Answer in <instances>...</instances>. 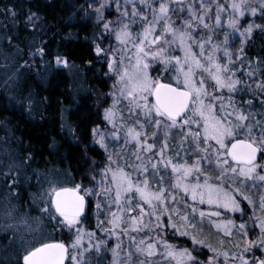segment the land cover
I'll list each match as a JSON object with an SVG mask.
<instances>
[{
  "label": "snow or ice",
  "instance_id": "1",
  "mask_svg": "<svg viewBox=\"0 0 264 264\" xmlns=\"http://www.w3.org/2000/svg\"><path fill=\"white\" fill-rule=\"evenodd\" d=\"M107 7V0H100L94 8L98 21H104ZM116 7L119 12L116 27H112V21L103 22L104 30L114 32L120 45L110 49L108 56V69L116 80L112 106L104 110L103 118L112 126V139L119 141L123 132L125 146H134L130 154L133 159L130 162L121 152L109 153L108 163L98 173L99 191L95 185L86 188L81 183L70 187L50 183L42 197L46 195L45 203L50 201L51 207L45 206L41 212L50 217L53 231L59 229L62 237L71 238L70 242L29 226L35 234L31 239L21 237L26 247L18 259H22V264H93V252L99 256L110 251V264H221V258L222 264H264V192L259 196L257 215L256 201L244 190L248 181L254 187L264 184V164L260 163L264 160V118L255 119V113L247 110L253 106L251 99L243 103L236 99L237 93L241 99L245 92L254 96L264 94V80L257 81L255 87L243 84L235 65L242 62L244 48L241 46L234 57L227 47V33L223 49L212 44L211 35L207 39H197L195 35L200 29L211 33L224 26L222 14L227 12L226 26L239 32L243 45L254 28L264 31V26L249 23L241 30V18L246 13L255 16L259 12L264 16V0H227L225 4L218 0H139L138 3L124 0L121 4L116 0ZM213 7L215 17L211 24ZM33 17L39 19L33 13L29 21ZM136 25L139 29L134 31ZM209 44L210 50L206 49ZM194 48H199V52ZM177 50L180 55L175 54ZM221 50L223 60L217 56ZM37 52L44 54L42 48ZM95 52L100 55L105 49L97 45ZM56 63L68 66L67 60L59 57ZM153 65L163 66V79L151 75L155 70ZM169 72L171 77L166 75ZM246 75L251 78L255 72ZM122 101L126 102L129 119H135L131 125L125 122L118 127L117 106ZM260 104L264 105V98ZM120 120H124L122 115ZM93 135L95 143L107 152L108 134L93 129ZM172 139L178 143L175 156L169 155L173 150L169 143ZM204 162L210 168L214 165L215 175L203 167ZM92 180L95 181V176ZM93 195L104 196L107 203L104 220L99 218L102 205L99 200L96 209L98 227L117 241L110 249L108 241L82 227L88 219L91 202L88 198ZM243 201L254 210L249 217L254 221L251 229L247 222L236 225L233 219L221 218L220 209L225 213L239 212L243 218ZM181 203L191 211L181 214L178 206ZM205 204L216 210L205 212L196 206ZM15 210L9 209L7 214L11 216ZM197 215L201 225L207 219L225 237L232 238L235 232L234 247L238 252L230 255L223 250L224 240L213 244L210 236L202 235V228H197L195 221ZM23 222L27 225V220ZM168 228L174 230V235L189 237L193 247L169 243ZM192 230L195 234H191ZM203 248L213 254L206 260L198 259L204 254ZM257 252L261 255L257 256ZM246 254H251L252 259Z\"/></svg>",
  "mask_w": 264,
  "mask_h": 264
},
{
  "label": "trees",
  "instance_id": "2",
  "mask_svg": "<svg viewBox=\"0 0 264 264\" xmlns=\"http://www.w3.org/2000/svg\"><path fill=\"white\" fill-rule=\"evenodd\" d=\"M94 2L0 0V264H22L18 258L26 245L21 237L31 239L35 233L30 228L44 229L53 238L70 242L59 229L53 231L50 217L41 212L51 207L42 194L53 182L68 187L90 185L105 161L92 134L104 126L111 80L105 58L95 49L101 39L106 40L103 22L113 20L114 15L104 12V21H98L94 9L88 7ZM33 13L39 17H33L34 22L28 19ZM245 20L264 26L259 12ZM241 42L244 53L242 62L235 65L237 76L253 68L256 82L264 80V31L254 28L252 36ZM41 48L43 55L37 52ZM57 57L67 60L68 66H57ZM262 98L261 93L245 92L242 99L236 94L240 103L253 101L247 110L255 113V119L264 118ZM87 214L82 227L108 241L110 249L112 242L94 228L91 204ZM166 238L178 247H193L188 239L176 238L170 231ZM202 251L198 259L205 260ZM111 259L110 251L92 254L93 264H110Z\"/></svg>",
  "mask_w": 264,
  "mask_h": 264
},
{
  "label": "rangeland",
  "instance_id": "3",
  "mask_svg": "<svg viewBox=\"0 0 264 264\" xmlns=\"http://www.w3.org/2000/svg\"><path fill=\"white\" fill-rule=\"evenodd\" d=\"M123 2H124V0H120L121 4H123ZM138 2H139V0H137V3ZM218 2L221 3V4H225V3H227V0H218ZM99 3H100V0H95L94 5H93V9L95 7H98ZM107 3L109 4V7H107L104 10V12L105 13L106 12H112V14L114 15V19L111 20L113 22L112 27L115 28L116 27L115 21L119 17V12L117 11V7H116V0H107ZM123 10L124 9L121 8V11H123ZM128 10L131 11V6H128ZM248 15H250V13H246L245 16L241 18V25L240 26H242V22H243V24H244L243 28L246 27L249 24L245 20L246 16H248ZM212 16H213V19L211 21H209V23L214 24V17H215V9H214V7H213V11H212ZM173 18L175 19V17H173ZM227 18H228V13L226 12V13L222 14V19L225 22L224 26L215 28L211 33H209L208 30H206V29H200L197 33H195V35H196L197 39H199L201 37H203L204 39H207V37L209 35H211L212 36V44H218V45L221 46V49H223V47L225 46L223 44V41L225 39V33H227L229 35V43H228L227 47L233 52L234 57H235V54H236L237 50L240 48V42L242 41V37H240L239 32H233L232 29H230V28H228L226 26ZM105 22H107V21H105ZM243 28L241 30H243ZM138 29H139V25L134 26V31L138 30ZM105 33H106V40L105 39H101L98 42L97 45H100L102 48L105 49V53H102L101 55L105 58L106 66H107V70H108V74H109V78L111 77L110 78V80H111V91H110V105H109V107H111L112 103H113V96L111 94L114 91L113 84L115 83L116 77H115V75L113 73L109 72V69H108V56L111 55L110 49L119 48L120 45L118 44V42L115 39L114 32L113 33H108V32L105 31ZM206 49L210 50L211 49V44L206 45ZM194 51L199 52V48H194ZM175 54L180 55V52L177 50ZM219 54L221 55V58L223 59V51L222 50L217 53V56L220 58ZM116 58L119 59V55H117ZM55 63H56V61H55ZM56 65L57 66H64L63 64H59L58 65L57 63H56ZM153 67H154L155 70L151 71V75L154 76V77L160 76V78L163 79L164 76H165V74L162 72V67L163 66L162 65H160V66L153 65ZM237 71H238V69H237ZM249 71H253V68H248L246 71H244L243 75H241L239 77L243 81V84H254L256 82V76L255 75L253 77H251V78H249L246 75V73L249 72ZM166 75L168 77H171L172 73L169 72ZM224 95L225 96L228 95L226 91L224 92ZM125 103L126 102L122 101L121 104L117 106L118 107V115H117V126L118 127H119L120 123H125V122L127 124L131 125L133 123L134 119H135V118L129 119V113L127 111V108L125 107ZM103 115H104V113H103ZM121 115L124 117L123 121L120 120V116ZM103 122H104V126L103 127H99L97 129H99L101 132H104V133L108 134V139L106 140V143L108 144L107 152L105 151V149L101 148L99 146V144L95 143V139L96 138L94 137L93 134H92V137H93L94 144H96L98 146V148L101 151L104 152L105 161H104L102 167L99 168V170L97 171L96 176H95V181H92V183L90 185H88V186H84L86 188H92L95 185L97 191L100 190V186H99V184L97 182L101 179V176L98 175V173L108 163V154L109 153H113V152H121L131 162V160L133 158L131 157L130 154H131L132 151H134V146L133 145L125 146L124 139H123V132H121V134H120L121 135V139L119 141H116V140L112 139V137H111V133L113 131L112 126L110 124H108V122L105 121L104 118H103ZM149 131H151V129H149ZM169 143L173 146V150L169 153V155L175 156V149L178 147L177 140L176 139H172V140L169 141ZM181 155L183 156V153H181ZM192 159H196V157L193 156ZM189 162H191V161H189ZM120 163L123 164L124 161L121 160ZM260 163L264 164V160H261ZM203 167L206 170H208L209 172H212L213 175H215L214 165L212 166V168H210L208 163L204 162ZM128 171H132V169L129 168ZM262 174H264V173H262ZM133 177L135 178V173H133ZM141 178H143V177H141ZM201 179H203V178L201 177ZM247 184H248V187L245 188L244 190H245L246 193L252 195L253 199L256 201L257 208H256L255 211H256V214L259 215L258 202H259L260 194L262 192H264V184H258L255 187L252 185L251 181H248ZM236 186H239V185L237 184ZM180 196L182 197L183 193H181ZM88 199L91 201L90 204H91V207H92V210H93V215H94V218H95L94 228L98 231V233L100 235L106 236V238L109 239L110 242H112L111 247H114L115 244L117 243L116 239L115 238H109L98 227L97 209H96V203H97L98 200L102 202L101 213H100V217H99L100 220H104L106 215H107V203L105 201L104 196L96 197L95 195H93L92 197H89ZM185 201H186V203L188 205H192V203H193L191 200H188L187 198H185ZM178 206L181 208V214H183V212L185 210L189 211V212L191 211L190 207L188 209H185L183 203H181ZM196 206L198 207V209L203 210L205 212L216 210L215 208H210L206 204L205 205H196ZM241 206H242L243 209H245V215L243 216V218H241V213H239V212H237V213H225L223 209H220L219 211L222 214L221 218L233 219L235 221L236 225H239L242 222H247L249 228L251 229L253 227L254 221L250 220L249 217L253 216V211H254L253 207L248 205L247 201H243ZM112 210L115 211V206H113ZM162 219L166 221L167 217H162ZM178 219L179 218L177 216H173V220L174 221H178ZM213 219H216V218H213ZM195 221L197 222V228H202V235L210 236V238H211L210 242L211 243L215 244L218 240L222 239V240L225 241L223 250H226L230 255L232 253H234V252H238V249L234 247V245L237 243V234L235 232H234L232 238H228V237L223 236L222 233H218L215 228L211 227V225L209 224L207 219H205L203 224L201 225L199 223L200 217L197 215L195 217ZM104 226L107 227V224H105ZM168 231H170L171 234L174 235V230L173 229L168 228L166 230V233ZM258 232H259V229H256L255 233L258 234ZM191 234H195V230H192ZM141 235H143V234H141ZM175 236H176V238L178 237V238L188 239V241L192 245L191 240H190L189 237H181V236H178V235H175ZM251 238L254 239L255 235H253ZM176 244H174V245H176ZM125 247H128L126 238H125ZM197 247H200V246H197ZM202 250H204L205 253H206V255L204 257L205 260L208 257L213 255L211 252H208L207 248H203ZM246 255H248L249 259H252L251 254H246ZM256 255L260 256L261 253L257 252ZM222 259L223 258H221V264H222Z\"/></svg>",
  "mask_w": 264,
  "mask_h": 264
},
{
  "label": "water",
  "instance_id": "4",
  "mask_svg": "<svg viewBox=\"0 0 264 264\" xmlns=\"http://www.w3.org/2000/svg\"><path fill=\"white\" fill-rule=\"evenodd\" d=\"M53 212H54V210H53Z\"/></svg>",
  "mask_w": 264,
  "mask_h": 264
}]
</instances>
